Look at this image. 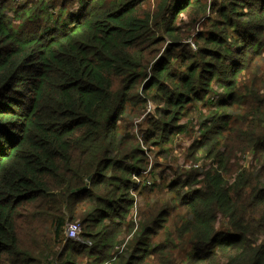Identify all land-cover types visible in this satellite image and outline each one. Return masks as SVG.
Segmentation results:
<instances>
[{
	"label": "trees",
	"instance_id": "16d2710c",
	"mask_svg": "<svg viewBox=\"0 0 264 264\" xmlns=\"http://www.w3.org/2000/svg\"><path fill=\"white\" fill-rule=\"evenodd\" d=\"M262 68L264 0H0V264H264Z\"/></svg>",
	"mask_w": 264,
	"mask_h": 264
},
{
	"label": "rangeland",
	"instance_id": "374dc122",
	"mask_svg": "<svg viewBox=\"0 0 264 264\" xmlns=\"http://www.w3.org/2000/svg\"><path fill=\"white\" fill-rule=\"evenodd\" d=\"M50 1H53V0H50ZM197 29H198V27H197ZM190 42H192V41H190ZM190 45H191V47H192V45L193 44H191L190 43ZM194 51V50H193ZM262 71L264 70L263 68L261 69ZM146 113L148 114H150V113H153V107L152 106H148V108H147V111H146ZM154 114V113H153ZM157 115V114H156ZM158 116V115H157ZM146 118V115H143L141 118H138V120H135L134 121V123H133V126H132V130H133V132H134V134L136 135V137L138 138V140H140L141 139V137H142V135H143V132L145 131V119ZM190 144V139H188V138H185L183 141H181V147H180V149H174V151H173V155L175 156V157H178V160H177V162L175 163V164H178V165H182V166H185L186 164H188L186 161H185V159L183 158V156L182 155H185V152H186V147L188 146ZM148 160H149V162H150V164H149V166H148V168H147V170L148 169H150V170H152V160H153V158H152V155H151V157H149L148 158ZM164 159H160L159 161L161 162V161H163ZM184 168V167H183ZM185 168H187L188 170L190 169V166H185ZM157 171V170H156ZM155 170H152V171H150V173L148 174V176H150L151 177V179L153 180H155V181H157L158 179H157V176H155V174L157 173ZM175 171H176V173L178 174V175H180L182 172V170L180 169V168H177V169H175ZM185 171H187L186 169H185ZM143 185H139V187L133 192L134 193V196L136 197V200H135V203H134V215H133V221H134V223H135V219H136V216H137V212H136V209H137V203H138V201H139V192L144 188V187H142ZM136 225V224H135ZM81 229H82V231L83 232H81L82 234H84V232H85V229L84 228H82L81 227ZM81 234V235H82ZM83 236V235H82ZM123 237H120L119 238V241H122L123 239H122ZM159 238H156L155 240H158ZM78 242L77 243H79V244H83V245H86V244H88V243H86L81 237H80V239L79 240H77ZM128 241V239H126V240H124V241H122V243L118 246V248H116V250H118V252H120L123 248H124V245H125V243ZM88 257L89 256H86V257H84L83 259H84V262H83V264H90V262H89V260H88ZM54 264H63V263H54Z\"/></svg>",
	"mask_w": 264,
	"mask_h": 264
},
{
	"label": "built area",
	"instance_id": "2783aa9c",
	"mask_svg": "<svg viewBox=\"0 0 264 264\" xmlns=\"http://www.w3.org/2000/svg\"><path fill=\"white\" fill-rule=\"evenodd\" d=\"M207 1L209 4H211L213 1L222 2L223 0H207ZM192 47L193 49H195L194 45H192ZM150 171L152 170L148 169L147 171L139 172L138 174L132 175V180L134 181L135 186L131 189L130 192L133 196H134L133 192L135 191V189L139 187V185L151 186L152 183L155 181L154 179L152 180L150 176H148ZM81 232H82V229H81V225L79 224V222L69 223L65 228V237L67 240L76 241L79 239Z\"/></svg>",
	"mask_w": 264,
	"mask_h": 264
},
{
	"label": "clouds",
	"instance_id": "9594fccd",
	"mask_svg": "<svg viewBox=\"0 0 264 264\" xmlns=\"http://www.w3.org/2000/svg\"><path fill=\"white\" fill-rule=\"evenodd\" d=\"M81 236V235H80ZM79 240V239H78ZM72 241V240H71ZM77 241V240H76Z\"/></svg>",
	"mask_w": 264,
	"mask_h": 264
},
{
	"label": "water",
	"instance_id": "95a60500",
	"mask_svg": "<svg viewBox=\"0 0 264 264\" xmlns=\"http://www.w3.org/2000/svg\"><path fill=\"white\" fill-rule=\"evenodd\" d=\"M86 187H84L83 189H85Z\"/></svg>",
	"mask_w": 264,
	"mask_h": 264
}]
</instances>
